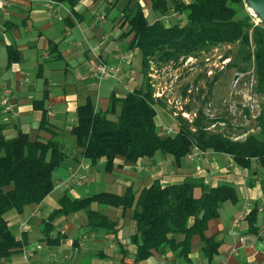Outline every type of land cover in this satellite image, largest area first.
I'll return each mask as SVG.
<instances>
[{"label": "crops", "instance_id": "0c3cea01", "mask_svg": "<svg viewBox=\"0 0 264 264\" xmlns=\"http://www.w3.org/2000/svg\"><path fill=\"white\" fill-rule=\"evenodd\" d=\"M122 1L0 0V122L5 125L4 135L12 139L22 132L31 140L52 139L65 153L53 172L54 187L46 198L25 206L19 214H5L11 233L22 247L0 264H264L263 173L257 162L242 168L230 156L208 151L200 159L185 157L177 165L171 155L157 152L136 163L116 158L107 170L105 159L92 163L76 148L71 130L77 107L90 101L95 111H104L112 94L122 98L142 87L140 58L129 47L133 34L121 22ZM138 2L149 22L162 20L160 13H148L150 0ZM176 16L180 18V14ZM169 19L162 20L166 26H171ZM101 62L116 68L115 77L97 81L92 76L91 68ZM5 91L9 92L7 108L1 104ZM155 122L163 135L166 127H162L158 114ZM71 173L76 174L74 182L69 180ZM96 176L99 181L94 186ZM187 177L200 182L203 191L231 185L238 196L236 204L223 203L219 216L208 223L206 235L221 242L210 263L203 257L198 236L192 239L188 262L167 249L135 262L137 248L131 237L137 225L132 211L95 202L85 210L56 217L48 235L43 232L64 196L76 200L102 192L122 195L129 188L138 193L154 181L168 185L182 183ZM102 184L118 191H100ZM90 186L99 192L89 193ZM201 189H195L199 190L197 196ZM237 204L240 206L235 209ZM254 208L256 223L251 232L247 216ZM88 210L115 223L117 231L93 227Z\"/></svg>", "mask_w": 264, "mask_h": 264}, {"label": "trees", "instance_id": "16d2710c", "mask_svg": "<svg viewBox=\"0 0 264 264\" xmlns=\"http://www.w3.org/2000/svg\"><path fill=\"white\" fill-rule=\"evenodd\" d=\"M123 1L126 5L121 10V22L133 34L129 47L138 52L143 86L122 98L112 94L104 111H95L90 101L77 107L71 133L81 155L92 163L105 159V167L110 170L116 158L136 163L152 158L157 152L171 155L179 165L197 148L201 152L228 155L242 168L257 162L262 169L264 188V25L253 21L244 0H150L151 10L162 16L169 10L186 15L183 24L171 26L162 20L149 22L138 0ZM234 44L238 45L235 62L228 65L242 72L249 66L254 68V91L262 99L256 117L259 135L249 134L243 140H234L225 133L213 132L199 109L191 123L178 115L176 133L160 136L155 119L156 107L163 106V98L154 96L148 76L151 64L180 65L188 58ZM13 53L9 51L10 61L14 60ZM115 115V119L109 118ZM4 130L5 125L0 122V260L19 253L22 247L11 233L5 214L9 211L19 214L25 206L41 203L53 190V172L65 158L52 139L31 140L22 132L9 139ZM197 188H202L199 196L193 194ZM237 201L236 190L231 185L203 191L200 182L188 177L182 183L168 185L154 181L138 193L129 188L122 195L102 192L76 200L64 196L45 222L43 232L48 235L56 217L85 210L95 202L132 211L137 225V232L131 237L137 248L135 262L147 260L165 249L188 262L192 239L198 236L203 257L210 263L218 254L221 242L206 235L208 223L219 216L223 203ZM256 212L254 208L247 216L251 232L255 231ZM86 213L93 227L117 231L116 224L105 216L91 210Z\"/></svg>", "mask_w": 264, "mask_h": 264}, {"label": "rangeland", "instance_id": "374dc122", "mask_svg": "<svg viewBox=\"0 0 264 264\" xmlns=\"http://www.w3.org/2000/svg\"><path fill=\"white\" fill-rule=\"evenodd\" d=\"M122 2L124 8L126 2ZM147 11L154 14L151 9ZM247 11L256 24L260 23L250 10ZM182 16L183 14L180 18L171 17L168 25L183 24L185 19ZM237 49V44L223 45L200 57L181 61L180 65L151 64L148 76L154 88V96L159 93L157 97L163 98L161 106L163 110L156 107V112L161 119L162 127L173 129L171 132L163 130L164 136L176 133L178 115L191 123L199 109L207 118L208 129L213 132L225 133L234 140H243L249 134L258 135L255 117L259 113L262 99L254 91L256 85L254 68L249 66L246 72H242L227 64L230 61L235 62ZM238 65L242 67L243 64ZM70 148L67 147V151H70ZM98 181L99 176H96L94 186ZM93 188L88 187V192H99ZM100 191L118 190L102 184ZM198 193L199 190L193 192L195 196ZM239 206L240 204H237L234 207L237 209ZM103 208L107 212L110 210Z\"/></svg>", "mask_w": 264, "mask_h": 264}, {"label": "built area", "instance_id": "2783aa9c", "mask_svg": "<svg viewBox=\"0 0 264 264\" xmlns=\"http://www.w3.org/2000/svg\"><path fill=\"white\" fill-rule=\"evenodd\" d=\"M175 16H176V13H172L170 15H163L161 19L168 21L169 18L175 17ZM116 72H117L116 68L109 66L107 63H104V62H101V63H99L96 66L91 68V74L97 81H102V80H106V79L115 77ZM4 94L5 95L2 99L1 104L7 108L9 92L5 91ZM158 95H160V94H158ZM158 97H160V96H158ZM164 130L170 131V132L173 131L172 127L164 128ZM204 154H206V153L201 152L197 148H194L192 150V152L187 155V158L190 160H197V159H200ZM69 180H71L73 182L76 181V174L71 173L69 176ZM233 223L235 225L237 223V221H234Z\"/></svg>", "mask_w": 264, "mask_h": 264}, {"label": "water", "instance_id": "95a60500", "mask_svg": "<svg viewBox=\"0 0 264 264\" xmlns=\"http://www.w3.org/2000/svg\"><path fill=\"white\" fill-rule=\"evenodd\" d=\"M244 4L246 9L250 10L264 25V0H244Z\"/></svg>", "mask_w": 264, "mask_h": 264}]
</instances>
